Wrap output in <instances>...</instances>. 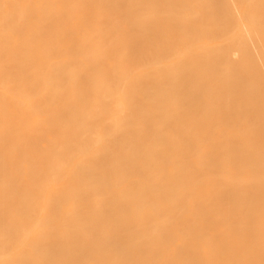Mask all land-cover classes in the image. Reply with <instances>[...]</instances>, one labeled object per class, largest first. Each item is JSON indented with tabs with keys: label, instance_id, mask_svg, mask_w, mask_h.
Masks as SVG:
<instances>
[{
	"label": "bare ground",
	"instance_id": "obj_1",
	"mask_svg": "<svg viewBox=\"0 0 264 264\" xmlns=\"http://www.w3.org/2000/svg\"><path fill=\"white\" fill-rule=\"evenodd\" d=\"M77 1L79 2L76 3ZM77 1L0 0V168L2 170L9 167L13 169L12 174L9 173V171L0 172V264H90V262H93L91 264H116L117 261L120 262V259L121 261L125 259L124 256L127 254L130 255L131 247L129 246L135 244V240L133 239V243L131 244L129 242L132 238L137 236L136 234L140 235V238L143 237V241L138 242L136 240L139 243L135 241L136 244L141 246L145 242L146 247H149L146 248L143 246L144 251H142L141 247L139 254L138 252L134 254V258H137V262L134 260L133 264L141 263L139 262L138 255L143 252L144 254L147 253V251H145L147 249L151 250L152 253V249H157L158 245H160L159 243H162L163 238L166 237L161 236L163 233L160 232V236L162 237H160L161 240L160 238L159 241L156 240L154 238L156 236H153L155 241L154 239H152V241L154 242L149 241V243L147 240V236H149L148 231L151 230L153 233V231H156L158 228H160V230L161 227L164 228L161 225L162 223L158 224V221L162 219H157V222L155 220L157 213H159L157 208L156 210L158 212L152 214V219L150 220L152 223L148 222L150 226L147 225V222H133L132 219L127 216V209L129 210L136 201L137 203H139L138 201L142 202V204L139 203L140 208H143L144 205H149L150 209H154L158 205L156 199L160 196L165 197L168 191L161 187L155 190L150 184L152 189L155 190L154 195L156 197L154 201L152 200L150 202H146L143 196L139 194V192L142 193V190H145V194L149 192L147 190L148 188H145L149 186L147 183V186H142L144 189L141 187L133 191L140 182L139 177L147 172V168L150 170L147 172L146 176H143L146 181H152L150 177H154V174L148 176L152 169L153 172L156 171L159 173L157 170L164 168L162 167L163 165L160 167V163H153V165L149 160L147 162L150 163H141L138 165L140 160L137 161L136 158L137 155L139 156V154H137L139 152L137 146H150V141H143L150 140V137H148L150 134L147 136V133H149L152 128L159 129L158 131L175 130V132H177L179 129L183 130V128H181L182 124L173 121L174 119L171 120L172 118H170L168 123L165 121L171 109L175 108L178 110L182 106L181 104L193 107L201 96L207 94L209 96L216 95L218 98L225 94L221 95V86L218 84L217 86L215 85L217 79L218 81L222 79L220 77L221 74H217L216 77V71L218 70L215 72L211 70L209 74L212 75V78L209 80L204 78L202 81V77L198 75V69L192 67L193 65H187L183 58L179 60L168 58L169 53H171L169 57L173 53H176L170 51L178 46L179 43L177 44L176 42V39L177 41L179 40L178 35L183 32V35L181 34L182 37L187 36L189 39V42H186L188 40L187 38L186 41L183 40L186 43L182 42L185 43L183 46L184 50L190 51L203 48V51L207 50L208 52L209 48H217L216 50H221L220 55L222 53H231V51H239V55L236 52L238 56L244 52V56L246 57L242 58L244 62L239 61L240 64L234 60L236 58L232 57L233 61L230 59L231 57L228 56L230 58L229 62L228 60L226 61V65L230 66V69L228 70V67H226L225 71L228 70L226 75L223 73V69L219 68L222 69L220 71L223 75L229 76L231 80L233 79L230 85L232 87H228L230 89L237 84H234L235 82L233 81L238 82V84L242 82V87H244L247 84L244 81L245 85H243V80H245L248 75H262V73H259V69L264 70V0H236L235 3L233 2V4H235L233 7L237 8L239 5L238 13H242L244 8L247 11L250 9L249 13L245 11L244 14L246 13V16L249 15L247 17L249 19L251 18V20L248 21L246 19L247 17L243 15L245 16L242 17L243 20L245 19L248 21L249 25L246 24V26H244L241 19L235 20L233 24L231 21L232 26L228 21L227 22L231 28L234 27L238 29L236 27H239L240 30L242 29V32L244 31L246 34H249V31H251L253 34L250 37L248 36L249 39H247L246 35V39H244V37H233V39L231 38L229 40H222L221 37L223 36L222 34L226 36L228 32L232 31L229 30L230 26L228 23L225 24V27H223L224 24L221 26L220 23H222V20L214 18L213 14L215 10L212 11L210 9L208 11V8H210L208 6L200 8L203 6V0H200L202 5L199 3V0H191L192 2L188 3V5L185 4L186 6L184 5L185 0H181L184 7L180 5L179 2L180 6H178L181 7L180 9L174 8L177 6V0H138V2L135 0L137 2H134L136 6L132 3L133 0ZM209 1L211 5H214L211 0ZM172 2L176 5L173 6L171 4ZM217 2L219 1L217 0ZM139 3L143 4L140 5ZM198 3L200 6L194 5ZM137 4L139 5L137 6ZM204 4L208 5L209 3L206 4L205 2ZM170 5L173 6L175 10ZM253 5L256 6L255 10H252L253 7H251L252 9L250 8V6ZM150 6L152 8L156 7L159 13L161 10L163 14L165 12L169 13L164 14L165 16L161 14L158 20L154 18V20H152L150 17L151 15L148 16V14L154 12L156 15L157 11L151 10L152 12H149ZM146 9L148 10L147 16L149 17H147V20L150 21L149 23L146 22V27H143L145 24L139 25L137 22L135 23V21H137L135 19L139 18V15H142L140 12L143 13V11H147ZM164 9L166 10L165 12ZM221 9L223 10V8ZM251 10L255 13V18L254 16H250L253 14ZM230 13L233 15V12ZM145 16L146 15H144V18H146ZM217 19L218 21L221 20V22L218 23ZM224 19L228 20L231 19V17H224ZM184 21L187 22L185 23ZM241 26L245 28L243 29ZM223 28L224 30H222ZM225 29L229 31L227 32ZM87 31H89V33H87ZM164 34H167V37L164 36V38H159L160 35L162 36ZM146 38H152L153 41L154 38H156L157 42L154 44L151 40V43H145L144 40H146ZM207 39H210V44H207V42L204 43ZM18 41H22L20 45ZM198 43H204V47L199 45L200 47L198 46L197 48L196 46ZM19 49L21 51H19ZM255 51L263 52V57H261V52L255 54L257 53ZM254 54L258 56L260 54L261 56H259L260 58L257 60ZM183 55H185V53ZM218 55L219 52L217 57ZM196 56L195 59H198ZM213 56L214 55H212V57L211 55L207 56L208 65H212L211 63L213 62L210 63L209 59L214 58ZM221 56H225V54ZM187 57H189V55ZM234 57H236V55ZM190 58H193V56ZM156 59L157 61L152 67H146L148 62L152 60L155 61ZM218 59L220 58L218 57ZM213 60L216 64H222L217 61L216 57L212 59V61ZM194 61L195 60H193L192 63H194ZM212 68L214 67L212 66ZM216 68L217 67H215V69ZM251 79L253 80L252 77ZM195 80L198 83L196 85L197 89L194 88L193 91L187 92L188 89L186 90L184 88L186 93L176 90V88L186 85L189 82L191 83V81L195 82ZM259 80H261L262 84V79H258V82ZM223 83L221 85L225 84ZM249 83L256 84L257 82L249 81ZM194 84L196 83H193V85ZM227 84L225 85L227 86ZM257 84L259 85V83ZM168 86L174 87V91L168 90ZM190 86L193 88L195 85ZM222 87L226 88L225 86ZM261 89L264 90V88ZM247 93L239 92L238 95H236L238 100L235 101L234 104L226 105L227 109H230L228 113L232 115V121H236L235 115L237 109L238 111L239 109L242 110V107L245 105L244 103L248 100L249 96ZM213 96L212 99L210 98L211 100L216 97ZM229 97L230 95H225V98L229 99ZM218 100L219 99L216 101ZM224 101L227 102L226 100ZM68 102L69 104H67ZM202 102L203 101L200 103ZM211 104L210 102L209 105ZM211 106L213 107V105ZM180 111L181 110H178L177 116L182 112ZM20 112L25 113H23V116L22 113L18 115ZM43 113L49 114L47 115L49 118L47 117L48 119L46 118V121L39 120V118L38 120L34 119L33 123L30 122L34 116L37 117ZM263 113L261 114L263 115ZM261 117L262 116L259 118ZM163 118H165V120ZM177 118H179V116ZM177 118H175V120ZM142 119H145V121L142 122L143 124L146 122V126L144 124L145 129L141 126L142 124H138ZM150 120H153L152 124H150ZM136 124H138L136 130L142 131V133L139 134L142 136L134 140L136 131L132 133L133 135L131 132ZM227 124V126L231 127L230 122ZM254 124L255 123L244 129L245 134L250 135L251 133H255L257 132L256 128H259L260 133H257L259 140L263 142L264 146V122L260 125ZM215 129H217V127ZM158 131L152 132V138ZM183 131L185 132V130ZM179 132L176 134L178 135ZM158 134L159 138H156L158 136H154V139L156 138L155 140L151 138L152 140L150 143L152 148L150 149H152V152L156 155L153 154L157 161L167 164L169 154L168 150H165L167 147L164 140V138L166 139L167 137L163 136L164 138H162L161 132H158ZM139 135L137 134L135 136ZM145 136H147V140L144 139ZM178 136H180V134ZM187 138H185V141L188 140ZM205 138H207L206 135L201 140H205ZM172 139L173 138H171V140ZM250 140L249 137L245 136V141L239 146L240 151H238V155L228 156V158H226V160H230L229 162L231 165L238 166V171L230 173V176L236 174L231 178H224L226 181L222 183L223 185L219 186V188L221 191L222 189L228 188L230 190L232 188L236 191L238 196H245V198L252 196V202L248 203V199H246L247 203L244 202L243 205L240 202L242 207L237 208V210L240 209L239 211L233 212V208L229 211H223L227 216L224 217L225 219L221 220H217L218 218L216 219L213 216L207 217V215L202 214L203 212L198 215V219L195 217L191 220V217L186 215L175 218L173 216V219L170 221L167 219L173 226L172 230H179V232L182 231V229L185 230L188 222L192 221L191 226L195 225L198 231H202L203 236L207 234L211 238L209 241L210 245L213 244L211 255H214L218 259L229 258L230 260L238 254L237 251H239L242 245L245 247L254 241L262 242L261 248H264V152H262L263 149L261 147L263 146L261 143L259 146H256L255 149L250 150L248 148ZM129 141L133 142L134 147L129 148L132 146V143L130 144ZM237 141L238 140H232V143L230 145L228 144L229 146H227L225 150L230 151L232 149L237 151ZM19 142H21V145L16 149L15 145ZM227 142H231V139ZM126 143L130 145H126ZM250 145L252 146V144ZM133 148H135L137 152L136 150L134 151ZM199 148H201V146ZM199 148L198 150L200 151ZM221 149L223 151V148ZM129 151L131 160H129L130 156H127ZM178 152L180 151L178 150ZM89 153V157H84L86 158L84 159L83 155ZM139 153H141V151ZM149 153L152 154L151 151H149ZM4 154H7V156L9 155L7 160L3 159ZM205 154L206 153H204V156ZM79 156H82V158L79 159ZM133 156L135 157L134 159L132 158ZM224 156H227V154ZM144 157L143 159L145 160ZM111 158L116 159L115 164H109V166L104 169L99 166L101 163ZM256 158L260 159V163L254 162ZM185 162H183V165ZM211 163H213L212 160ZM131 165L136 169V171L133 170L129 172L133 174L132 176L130 175L131 181H121V179H126L128 177V172H126L127 175L124 173ZM135 165H137L138 168H136ZM193 165H189L192 171L197 167H190ZM202 169L204 171L213 172L215 168L212 171L209 169L205 170L206 168ZM202 169L199 168V170ZM246 170H248L247 173L242 174ZM179 172L181 171L177 169V171L169 173L175 180L180 174ZM182 173L184 176V172ZM18 174L19 176H17ZM237 175H239V177ZM122 176L126 177L123 178ZM200 177H202V175ZM161 178L164 177L160 176V181ZM198 179L200 178L198 177ZM193 180L195 182L197 179ZM176 181L179 182L180 179ZM84 182L86 186L82 188L84 187L83 185H85ZM71 184L73 185L70 186ZM78 185H82V187L80 188ZM153 185L158 186L160 184L157 185L154 183ZM121 187H130V190L129 192L126 190L127 192L123 195H121L122 192H119V194L115 196L114 194H117V191ZM151 187L149 186V188ZM74 188H76V191L73 190ZM71 189L74 191H72L73 193L69 191ZM152 189L150 191H152ZM90 190L93 192L91 195L89 192ZM138 190L139 192L137 193L139 196L135 193ZM220 190L217 189L219 192ZM84 192L88 193L82 197V193ZM110 192L114 194L112 196H107ZM144 193L142 194L145 196ZM12 197H15V199L12 200ZM69 198H73L72 200L76 205L72 210L70 208L65 209V205L68 204ZM174 198L176 199L175 196ZM96 203H98L99 206L96 207ZM183 203L181 202V204ZM100 204L101 207L103 206L102 208H100ZM139 204H135V208H139ZM195 204L196 203H194V205ZM185 205H187V202ZM91 206H95L96 209L101 210L99 213L105 215L103 223L100 224L102 218L96 220L98 223H96V225L94 221H90L94 219L91 217V214L94 213L92 210H95V207L88 210ZM200 206L201 205L198 204V209H202L199 208ZM183 207L185 206H182V209ZM61 210L66 211V214L64 213L65 218L62 216L64 219L58 218ZM134 210L135 209H133V212ZM95 211L98 212V210ZM170 211L172 212L171 209ZM242 211H245V214L243 218H240V213H242ZM96 212L95 214H99ZM197 212L199 213V211ZM162 213V218L166 217L163 216L164 214ZM122 216L124 217L122 218L123 223L121 224L123 226L120 227V223L118 224V222ZM193 216L195 215H192V217ZM168 217L169 219L171 218L170 215ZM142 219L146 220L144 217H142ZM164 219L163 223H168V221ZM187 220L189 221L186 223ZM91 222H94L92 226ZM63 227H67V229H62ZM70 227L73 229L68 231ZM238 227L243 229V232H239V234L242 235L230 240L231 237H228V232H232L236 228L239 230ZM60 229L62 230L60 231ZM81 232H83L86 238ZM203 232H206V234ZM100 233H103V235ZM221 233H225V238L222 242L220 240L219 243H223L224 245H217L214 243V239H216V235L218 234L221 236ZM156 234L158 233L155 232V235ZM172 234L170 236H173ZM199 235L197 236L195 234L193 237L197 236L199 238ZM100 237L101 239L103 238L102 243L104 247L99 242L101 240ZM77 238L81 239L78 240ZM149 238L151 239L152 237ZM168 238L170 239V237ZM104 239L110 242L107 244V242L103 241ZM135 239H137V237ZM188 239L190 238L188 237ZM200 239L202 238L200 237ZM81 240L83 242L79 247L78 241L80 243ZM141 240L142 239H139V241ZM125 242H128L130 245H125ZM164 242L166 241L164 240L163 243ZM105 244H107V246ZM150 244L155 248H152ZM122 245L123 248L121 247ZM55 246L58 248L56 247L57 252L52 251L54 255L56 252V257H54L56 259L53 261L54 258L49 251L54 250L53 247ZM126 246L128 249L130 248L129 252ZM65 247L71 249V253H78H74L76 256L74 260V255L71 254V258L64 249ZM124 248L127 253H125L124 250L122 251ZM116 252L122 255L121 257H119L120 255L117 256L119 260L115 256ZM109 253H111V256H114L117 261L114 257V262L109 259L112 258L107 257ZM118 253L116 255H118ZM148 253L150 252L148 251ZM148 256H146V260L149 258ZM244 256L246 259V255ZM68 257H70L72 261H70ZM238 258L240 259L239 256ZM235 261L237 260H234L233 264ZM119 262L117 264H119ZM143 263L144 259L141 264ZM245 264L248 263L245 262ZM249 264H264V260L259 261L255 259Z\"/></svg>",
	"mask_w": 264,
	"mask_h": 264
},
{
	"label": "rangeland",
	"instance_id": "obj_2",
	"mask_svg": "<svg viewBox=\"0 0 264 264\" xmlns=\"http://www.w3.org/2000/svg\"><path fill=\"white\" fill-rule=\"evenodd\" d=\"M77 1V0H76ZM141 1V0H140ZM176 1V0H175ZM182 1H184V0H182ZM181 0H177V2H176V4H177V6L176 7H174V8H177V9H180L181 7H179L180 5H182L183 3H181L182 2ZM200 1V0H199ZM202 1V0H201ZM201 1L199 2L201 5H202V3H201ZM219 2H217V0H211V2L215 5H211V3H210V1L209 0H203V6L202 7H200V8H204V6L206 7V6H208V7H210V8H208V11L211 9L212 11H214L215 13L213 14L214 15V18H218V19H221L222 20V23H220L221 22V20L220 21H218V19H217V22L218 23H220L221 24V26H223V24H224V26L223 27H225L226 25V23H230V25L232 26V24H233V22H235V20H240L241 19V21L244 23V26H246V24L247 25H249V23H248V21L249 20H251V18L249 19L247 16H249V15H245L244 14V12L245 11H247V10H245V8L243 9L244 11L242 12V13H238V8H239V5H238V7L237 8H235V7H233V5H235V4H233V2L235 3L236 2V0H218ZM79 1H77L76 3H78ZM137 3L138 2V0H137V2L135 1V0H133L132 1V3ZM143 2V1H142ZM179 2H180V5H179ZM186 2V3H185ZM192 1L190 0V2H189V0H185L184 1V5L186 4V5H188V3H191ZM206 2V4H210V6H209V4L208 5H205L204 3ZM222 2V3H221ZM134 3V5L136 6V4ZM145 3V2H144ZM199 3L198 4H194V5H199ZM131 4V3H130ZM140 4V3H139ZM139 4H137V6L139 5ZM141 4H143V3H141ZM140 4V5H141ZM173 6H175L176 4H173V2L171 3ZM225 4V5H224ZM240 4V3H239ZM134 5H131V6H134ZM179 5V6H178ZM184 5H182L183 7H184ZM185 5V6H186ZM190 5V4H189ZM220 5V6H219ZM221 5H223V6H221ZM154 6V5H153ZM171 6V5H170ZM173 6H171L172 8H173ZM200 6V5H199ZM227 6V7H226ZM159 7V6H158ZM212 7H214V8H212ZM251 7H253V9L251 8ZM152 7L150 6V10H149V8H148V10H149V12L151 11V10H156L157 11V8L156 7H153L152 9H151ZM173 8V9H174ZM216 8H218V9H216ZM221 8H223V10L221 9ZM232 8V9H231ZM233 8H234V10H233ZM248 8H249V5H248ZM250 8L252 9V10H255L256 9V6L255 5H253V6H250ZM160 9V8H159ZM224 9H225V11H224ZM235 9H236V11H235ZM145 10V9H144ZM147 10V9H146ZM148 10L147 11H143V13L142 12H140L142 15L140 16L139 15V18H137V19H135V20H137V21H135V23L137 22L139 25L140 24H145V25H143V27H146V22H148L149 23V21L150 20H147L149 17L148 16H150L151 18H152V20H158L160 17H161V14L162 15H164V14H168L167 12H165L166 10H167V8H166V10L164 9V14L162 13V10H161V12L159 13L158 11H157V13H159V14H157L156 13V15L154 14V12L151 14H148V16H147V13H148ZM175 10V9H174ZM219 10H222V11H219ZM249 11H247L248 13L250 12V9H248ZM251 10V12H253ZM227 11H228V14H227ZM235 11V12H234ZM152 12V11H151ZM220 13V14H218V13ZM223 12H224V14H223ZM230 12H233V15L230 13ZM218 14V15H217ZM234 14H236V15H234ZM242 14V15H241ZM251 14V13H250ZM144 15H146L145 17L146 18H144ZM231 15V16H230ZM243 15H245L247 18V20L248 21H246L245 19L243 20V18L242 17H245V16H243ZM156 16H158V17H156ZM160 16V17H159ZM165 16V15H164ZM163 16V17H164ZM166 16H169V15H166ZM218 16V17H217ZM227 17V18H230L231 17V19H224V17ZM233 16V17H232ZM250 16H254V18H255V13L253 12V14L252 15H250ZM143 17V18H142ZM148 17V18H147ZM235 17V18H234ZM241 17V18H240ZM154 18V19H153ZM179 21H183V20H179ZM225 23H224V22ZM228 21V22H227ZM231 21H232V24H231ZM153 22H155V21H153ZM185 22V21H184ZM183 22V23H184ZM187 22V21H186ZM185 22V23H186ZM134 23V24H135ZM229 23H228V25H229ZM138 24H137V26H138ZM62 25V24H61ZM136 25V24H135ZM141 25V26H142ZM228 25H227V28H228ZM229 25V26H230ZM231 26H230V29L229 30H232L231 32H228L229 30H227V29H225V31H227L228 33H227V35L226 36H224L225 34H222L223 36L221 37V39L222 40H229V39H233V37H244V39H246L245 37H246V35H247V39H249V37L250 36H252V32L251 31H249V34L247 33H245L244 31V33L242 32V29L240 30L239 29V27H236V28H238V29H235L234 27L233 28H231ZM139 27V26H138ZM242 27V26H241ZM240 27V28H241ZM243 29L245 28V27H242ZM234 29V30H233ZM222 30H224V28L222 29ZM224 31V32H225ZM241 31V32H240ZM251 32V33H250ZM87 33H89V31H87ZM183 33V32H182ZM182 33H180V35L182 34ZM223 33V32H222ZM169 34V33H168ZM251 34V35H250ZM180 35H178L179 36V40L177 41V39H176V42H177V44H178V46L176 47V48H174L173 50H171L170 52H172V51H174V52H176V53H173L170 57H169V55L171 54V53H169L168 54V58H170V59H172V60H179V59H181V58H183L185 61L184 62H186L187 63V65H189V66H192V67H196L197 69H198V75H199V77H202V81L204 80V78H206L207 80H209V79H211L212 77V75L211 74H209V72H211V70H212V72H215L216 70H218V71H216L217 73H216V77H217V74H221V78L222 79H219V81H218V79H217V82L215 83V85L217 86V84L219 85V86H221V88H219V89H221V91H222V93H221V91H220V94L222 95V94H224V95H222V97L221 96H219L220 98H218L216 95H214V96H216V97H214L213 95V100H211L212 99V96L210 97L208 94L207 95H205V96H201V98H202V100H201V98H199L198 99V101L197 102H195V105L193 106V107H188V106H185V104H181L182 106L180 107V109H178V110H181L180 112V114L178 115L179 116V118H177L178 116H177V113H178V110H176L175 108L174 109H171L168 113H170L169 115H167L168 117H169V119H168V117L166 118V120H165V118H163L167 123L169 122V120H170V118H172L171 120H173V121H176V122H179V123H181L182 124V127L181 128H183V130H185V132L181 129H179V130H177V132H179V134H180V136H178L176 133L177 132H175V130H169V131H158L159 129H155V128H152V129H155V130H150L149 131V133H147V136L150 134V136H148V137H150L149 139L150 140H148V141H143V142H151V140L153 139V140H155L156 138H159V134H158V132L160 133L161 132V134H162V138H164V137H167L166 139L164 138V140H165V143H166V147L167 148H165V150H168V154H169V157H168V161H167V164L165 163V164H163V162H159V161H157L155 158L156 157H154V153L152 152V149H150V148H152V145H151V143L149 142V147H144V145L143 146H137V148H139L138 150H139V152L141 151V153H143L144 151H146V152H144L143 154H141V153H137V154H139V156L137 155H135L136 153L134 152L136 149L135 148H133L134 149V151H132V152H134L133 154L136 156V158H137V161L138 160H140L139 162H138V165H140L141 163L143 164V163H145V164H147V163H154V164H158V163H160L161 165H160V167L162 166V167H164V168H162V169H160V170H157V171H159V173L158 172H156V171H154L153 172V169L150 171V173L148 174V176L149 175H153L154 174V177H150V178H152V181H146V179H145V177L143 178V176L145 175H147V172H149V170L150 169H148L147 168V172H145L144 174H142L141 176H142V178H141V176L139 177V179H140V182H139V184H138V186H137V188H135L133 191H135L136 189H138V188H141L143 185L144 186H147V184L151 187V185H152V187L153 188H155V190H156V188H162V189H166V191H168V194L164 197V196H160V197H158L157 199H156V197H155V190L154 189H152V187L151 188H149V186L148 187H145V188H148L147 190L149 191L147 194H145L144 192H145V190L143 191H141L142 193H144L145 194V196L142 194V193H140L139 192V190H141V189H139L138 191H136L135 193H137V192H139V194H141L142 196H143V199H145V201L146 202H150V201H154L155 199L158 201V205H157V207H155L154 209H150V207H149V205H144V207L143 208H140V204H142V202L141 201H138L139 203H137V201L135 202V204H139V208H135V204H132V207H130L129 208V210L127 209V216H129L131 219H132V221L133 222H136V221H140V222H147V225H149L150 226V224H148V222H150V223H152L150 220L152 219V214H156L158 211H159V213L162 211V212H165V213H162V214H164L163 216H166V217H163L162 218V215H161V213L159 214V213H157V216H156V222L158 221V220H160V219H162V220H160V221H158V224L160 223H162L161 225L164 227V228H162L161 227V230H160V228H158V229H156V231H153V233L151 232V230L150 231H148V234H149V236H147V240H148V242L150 241H152V239H156V240H158L159 241V238L161 237V236H166L165 238H163V240H162V243L160 242L159 244L160 245H158V243H157V245H158V247H157V249L154 247V246H152L151 244H153V243H151L150 244V246H152V248H155L154 250L152 249V248H150V249H152V253H151V250H145V251H147V253H145L144 254V252L143 253H140V255H138L139 254V250H141L140 248L142 247V251H144V247L143 246H145L146 247V245H145V242L140 246V245H138L139 243L138 242H142L143 241V237L142 238H140L139 236L140 235H138V234H136L137 236V239H135V238H132L131 239V241L129 242L130 244L131 243H133V239L138 243V244H136V242L134 241V243L136 244V246H135V244H132L131 246H129V247H131V251H130V255H126V256H124V258L125 259H122V261H121V259H120V262H121V264H133V261L135 260V262H137L136 261V257L134 258V254L135 253H137L138 252V254H136V255H138V259H139V262H143V259H144V263L143 264H218V263H220V264H233V262H234V260H237V261H235V263L234 264H245V262L246 263H250V262H252L253 260H259V261H263L264 260V252H263V250H264V248H261L262 247V242H256V241H254V242H250L249 244L250 245H246L245 247H244V245H242L241 246V248L239 249V251H237V255L234 257V258H232V259H230L229 260V258H223V259H218L217 257H215L214 255H211L212 253H211V251H212V245H210V240H211V238L206 234V232L204 233V234H206V235H202V231H198V229H197V227L195 226V225H193V226H191V222L192 221H190V222H188L189 220H187L186 221V223L188 222V224L186 225V229L184 230V229H182V231H180L179 232V230H172L173 229V226L171 225V223L169 222L171 219H173V216H174V218L175 217H178V216H182V215H186V216H188V217H191V220H192V218H195V217H197V219H198V215L199 214H201L202 212V214H204V215H207V217H215L217 220H221V219H225L224 217H226L227 215L225 214V213H223V211H229V210H231L232 208H233V212L234 211H239V210H237V208H241L242 207V205H243V203L245 202V203H247L246 202V199H248L247 201H248V203H250V202H252L253 201V197L252 196H249V197H247V198H245V196H238V194L236 193V191L234 190V189H222V191L220 190V188H219V186H221V185H223L222 183H224L225 181H226V179L227 178H231L232 176H234V175H236V174H234V175H232V176H230V173H233L234 171L236 172V171H238V166H234V165H231V163L229 162L230 160H226V158H228V156L230 157V156H236V155H238V151H240V145L245 141V136H247V137H249L251 140H250V142H249V145H248V148L251 150H253V149H255L256 148V146H259V144L261 143L262 144V146H263V142H261L260 140H259V136H258V133H260V129L259 128H256V131L258 132H255V133H251L250 135H247V134H245V131H244V129L246 128V127H248L249 125H253V123H255L254 125H256V124H262V122H264V90L263 89H261V88H264V70H260L259 69V73H262V75H260V74H254V75H251V76H249L248 75V77L245 79V80H243V85H245V83L247 84V85H245L244 87H242V82H239V84H238V82H236V81H233V82H235L234 84H236V85H234L233 84V82H232V84L234 85L233 86V88L232 89H230V88H228L230 85H231V81L233 80H231V78H229V76L227 77V76H225L226 75V73H227V71L230 69V66H227L226 64H227V60H228V62H229V58L230 59H232V57L233 58H236L237 59V57H238V61L236 60V59H234L237 63H239L240 64V62L239 61H241V62H244V61H242V58L243 57H246V56H244L245 54H244V52L242 53V52H240V53H242V54H240V56H238L239 54V51H231V53L230 52H228V53H222V54H225V56H221L220 55V53H221V50H216L217 48H214V49H211V48H209L208 49V52H207V50H205V51H203V48H198V46L200 45H202L201 47H204V43H206L207 42V44H210V39H207L203 44H201V43H198L197 44V48L198 49H195V50H190V51H188V50H184L183 49V46H184V44L186 43V42H189V39L187 38V36H183L182 37V35L180 36ZM185 35V34H184ZM161 36V35H160ZM159 36V38H164V36L165 37H167V34H164V35H162L161 37ZM177 36V37H178ZM249 36V37H248ZM188 40H187V39ZM149 40V41H148ZM153 41V39L152 38H146V40H144V42L145 43H151L152 41ZM180 40H181V42H180ZM183 40H187L186 42L185 41H183ZM147 41V42H146ZM18 42H20V43H18L19 45L21 44V42L22 41H18ZM138 42H140V41H138ZM157 42V39L156 38H154V41H153V43L155 44ZM182 42H185V43H182ZM152 43V44H153ZM180 43H181V45H180ZM136 44H138V43H136ZM199 46V47H200ZM179 49H180V51H179ZM182 49V50H181ZM212 51H211V50ZM215 52H214V51ZM19 51H21L20 49H19ZM202 51V52H201ZM188 52H190V53H188ZM201 52V53H200ZM212 52H213V54H212ZM218 52H219V55H218V57L220 58V59H218V57H217V54H218ZM236 52H237V54H236ZM255 52H257V51H255ZM261 52V51H260ZM260 52H257V53H255V54H258V53H260ZM185 53V55H183ZM211 53V54H210ZM262 53L263 52H261V55H262ZM194 54V55H193ZM227 54V55H226ZM232 54H234V55H232ZM254 54V55H255ZM264 54V53H263ZM179 55V56H178ZM189 55V57H187ZM197 55V56H196ZM208 55H211V57H212V55H214L213 57L214 58H211V59H209V61H210V63L211 62H213V63H211L212 65H208V60H207V56ZM236 55V57H234ZM260 54H259V56H261ZM193 56V58H190V57H192ZM195 56L196 57H198V59L196 58L195 59ZM204 56V57H203ZM227 56V57H226ZM228 56H230V57H228ZM256 57V59L258 60L260 57L258 56V55H255ZM257 56H258V58H257ZM173 57H175V58H173ZM186 57H187V59H186ZM210 57V56H209ZM215 57L217 58V61L218 62H221L222 64H216V62L214 63V60L212 61V59H215ZM222 57V58H221ZM261 57H263V55L261 56ZM205 58V59H204ZM195 60L194 61V63H192L193 62V60ZM262 59V58H261ZM198 60H199V62H198ZM223 60V61H222ZM233 60V59H232ZM233 60V61H234ZM153 61V60H152ZM152 61L151 62H148L147 64H146V67L147 68H150V67H152L155 63H156V61H157V59L155 60V61H153V63H152ZM191 61V62H190ZM217 62V63H218ZM225 62V63H224ZM185 63V64H186ZM192 63V64H191ZM197 65V66H196ZM205 65V66H204ZM211 66V67H210ZM212 66L214 67V68H212ZM204 67V68H203ZM205 67H207V68H205ZM215 67H217L216 69H215ZM225 69H224V68ZM226 67H228L227 69V71H225L226 70ZM203 68V69H202ZM219 68H222L223 69V73H225V75H223V73L220 71V70H222V69H219ZM215 69V70H214ZM208 70H210V71H208ZM207 72V73H206ZM218 72H220V73H218ZM204 74H205V76H204ZM207 74V75H206ZM261 76V77H259V76ZM208 76V77H207ZM210 76V77H209ZM224 76V77H223ZM256 76V77H255ZM216 77H215V79H216ZM227 77V78H226ZM251 77L253 78V80L251 79ZM219 78V77H218ZM225 78V79H224ZM229 78V79H228ZM257 78V79H256ZM224 79V80H223ZM258 79H262V84H261V80H259V82H258ZM216 81V80H215ZM225 83V84H227V83H229V84H227V86L223 83V82ZM225 81H227V82H225ZM241 81V80H240ZM244 81H245V83H244ZM249 81L250 82H254L255 81V83L257 82V83H259V85L256 83V84H251V83H249ZM193 83H196V84H194L193 85ZM220 83V84H219ZM224 84V85H221V84ZM249 83V84H248ZM198 83L196 82V80H195V82H193V81H191V83L189 82V83H187L186 85H182V86H180V87H178V88H176V90L177 91H179V92H182V93H186V91H184L185 89L187 90V92H190V91H193L194 90V88L195 89H197L196 88V85H197ZM190 85H192V86H194L193 88L190 86ZM251 85H253V86H251ZM199 86V85H198ZM197 86V87H198ZM222 86H225L226 88H228V89H226V88H224V87H222ZM247 86H248V89H247ZM255 86V87H254ZM187 87V88H186ZM230 87H232V86H230ZM249 87H251V88H253L254 89V91H253V89H251V88H249ZM168 88V90H171V91H174L173 89H174V87H172V86H168L167 87ZM181 88H182V90H181ZM185 88V89H184ZM191 90H190V89ZM239 89V90H238ZM258 91H257V90ZM227 92H226V91ZM236 90V91H235ZM248 91V93H247V91ZM260 90V91H259ZM234 94H233V93ZM239 92H245V93H247L248 94V100L246 101V103H244L245 105L243 106V107H245V108H243L242 107V110L241 109H239V111H238V109H237V112H236V115H235V117H236V121H232V115H230V113H228V111L230 110V109H227V106L226 105H231V104H234V102L235 101H237L238 100V97H236V95H238V93ZM232 93V94H231ZM252 93V94H251ZM226 94H228V95H230V97H229V99L228 98H225V95ZM235 95V96H234ZM256 97V98H255ZM211 98V99H210ZM221 98H223L224 100H226L227 102H225L223 99H221ZM217 99H219L218 101H216ZM204 100H205V102H204ZM209 100H211V101H209ZM233 100V101H232ZM201 101H203L202 103H200ZM209 101V102H208ZM254 101V102H253ZM210 102L212 103L211 105H213V107L211 106V105H209L210 104ZM218 103V104H217ZM67 104H69V102L67 103ZM187 105V104H186ZM201 105V106H200ZM247 105V106H246ZM195 106H197V107H195ZM259 106V107H258ZM233 108H234V106H233ZM248 110H247V109ZM261 108V109H260ZM213 109V110H212ZM188 110V111H187ZM173 111V112H172ZM199 111V112H198ZM202 111V112H201ZM207 111H208V113H207ZM248 111V112H247ZM255 111V112H254ZM263 111V112H262ZM227 112V113H226ZM22 113V116H23V113H25V112H20L18 115H20ZM167 113V114H168ZM218 113V114H217ZM226 113V114H225ZM254 113V114H253ZM261 113H263V115L261 114ZM174 114H175V116H174ZM184 114V115H183ZM188 114V115H187ZM25 115V114H24ZM47 115H49V114H47V113H43V114H40L39 116H37V117H33L31 120H33V121H31L30 120V122H34V119L35 120H38L39 118V120H45L46 121V118L48 117L49 118V116H47ZM197 115V116H196ZM202 115V116H201ZM177 116V117H176ZM260 116H262L261 118H259ZM195 117V118H194ZM47 118V119H48ZM175 118H177L176 120H175ZM252 118V119H251ZM254 118V119H253ZM168 119V120H167ZM193 119V120H192ZM197 119V120H196ZM199 119V120H198ZM224 119V120H223ZM250 119V120H249ZM147 120V119H146ZM222 120V121H221ZM250 121V123H249V121ZM141 121V120H140ZM143 121H145V119L143 120L142 119V121L141 122H139L138 124H142L141 126H143V128H144V124L146 123H142ZM152 121L153 120H150V124H152ZM204 121V122H203ZM248 121V122H247ZM186 122V123H185ZM223 122V123H222ZM228 122H230L231 124V127H229V126H227L228 124ZM52 123V122H51ZM183 123H184V125H183ZM138 124H136L135 125V130L133 129L132 130V132H131V134L132 133H135L134 131H136V133H135V135H139V134H141L142 133V131H139V130H136V128L138 127L137 125ZM227 124V125H226ZM149 125V124H148ZM185 125H187V126H185ZM145 126H146V124H145ZM212 126V127H211ZM186 127V128H185ZM201 127V128H200ZM217 127V129H215ZM192 128V129H191ZM145 129V128H144ZM189 129H191L190 131H187V130H189ZM201 129V130H200ZM214 129V130H213ZM243 129V130H242ZM210 130H211V132H210ZM153 131H158L156 134H158V135H156V134H154V136L156 137V136H158V137H156L155 139H154V136H153V138H152V132ZM172 131H174L175 132V134H174V132H172ZM204 131V132H203ZM207 132V134H206V132ZM154 132V133H155ZM163 132V133H162ZM165 132V133H164ZM169 134H167V133ZM188 134H187V133ZM190 132V133H189ZM182 133V134H181ZM194 133V134H193ZM173 134V135H172ZM185 136H184V135ZM193 134V135H192ZM133 135V134H132ZM134 135V140H136V138H138V137H141L140 135L139 136H135ZM186 135H187V137H186ZM191 135V136H190ZM206 135V137L207 138H205V140H201V139H203V137ZM235 135V136H234ZM147 136H145V138L144 139H148L147 138ZM164 136V137H163ZM209 136V137H208ZM160 137H161V135H160ZM180 137V138H179ZM184 139H183V138ZM261 137H262V135H261ZM152 138V139H151ZM171 138H173L172 140H171ZM185 138H187L188 140H186L185 141ZM229 138V139H228ZM231 139V142H227V141H229ZM240 139V140H239ZM163 140V141H164ZM227 140V141H226ZM232 140H238L237 141V143H238V146L236 147L237 148V151H234V150H230V151H226L225 150V148L227 147V146H229L231 143H232ZM171 141V142H170ZM199 141V142H198ZM130 142V141H129ZM153 142V141H152ZM168 142V143H167ZM175 142V143H174ZM216 142V143H215ZM235 142V141H234ZM132 143V146L131 147H129V148H132V147H134V144H133V142H130V144ZM212 143H214V144H212ZM129 143L127 144L126 143V145H130ZM227 144V145H226ZM229 144V145H228ZM250 144H252V146L250 145ZM20 145H21V142H19V143H17L16 145H15V147H16V149H18V147H20ZM183 145V146H182ZM125 146V145H124ZM201 146V148H199ZM125 148H127L126 146H125ZM148 148H149V150H148ZM198 148L200 149V151L198 150ZM221 148H223V151H222V149ZM263 150H262V152H264V146L263 147H261ZM141 149H143V150H141ZM239 149V150H238ZM127 150H128V148H127ZM132 150V149H131ZM178 150L180 151V152H178ZM198 150V151H197ZM236 150V149H235ZM149 151H151V153L152 154H150L149 153ZM197 151V152H196ZM136 152H137V150H136ZM204 153H206L205 154V156H204ZM132 154V153H131ZM150 154V155H149ZM154 154V155H153ZM165 154L167 155V153L165 152ZM177 154V155H176ZM193 154H195V155H193ZM225 154H227V156H224ZM89 155H90V153L89 154H86V155H83V158L84 157H86V158H88L89 157ZM193 155V156H192ZM128 157L130 156V151H129V153H128V155H127ZM145 156V157H144ZM156 156V155H155ZM211 156V157H210ZM3 159H5V160H7L8 159V157H9V155L7 156V154L5 155H3ZM6 157V158H5ZM80 157V158H79ZM78 158L79 159H81L82 158V156H79ZM143 157L145 158V160L143 159ZM188 157V158H187ZM225 157V158H224ZM86 158H84V159H86ZM133 159L135 158L134 156L132 157ZM141 158H142V160H141ZM221 158V159H220ZM259 158V157H258ZM258 158H256V159H254L253 161L254 162H259L260 163V159H261V157H260V159H258ZM112 159V160H111ZM111 159H108V161H105V162H103V163H101L99 166L102 168V169H104V168H106V167H108L109 166V164L110 165H113V164H115L116 162H115V158H111ZM155 159V160H154ZM214 159V160H213ZM218 159V160H217ZM114 160V161H113ZM129 160H131V156H130V158H129ZM150 161V162H147V161ZM155 162H154V161ZM179 160V161H178ZM186 162H185V161ZM206 160H208V161H206ZM211 160L213 161V163H211ZM136 161V162H137ZM175 161V162H174ZM220 161V162H219ZM109 162V163H108ZM183 162H185L184 163V165H183ZM205 162H207V163H205ZM108 163V164H107ZM182 163V164H181ZM220 163V164H219ZM153 164V165H154ZM193 165V166H190V167H192V168H194V166H197V167H195L193 170L195 171V173H194V171H192V169L191 168H189V165ZM205 165V166H204ZM136 166V168H138V166L137 165H135ZM182 166V167H181ZM200 166V167H199ZM153 167V166H152ZM179 167H180V169H179ZM200 169H202V168H206L205 170H213L214 168V170L216 171V173H215V171L213 170V172H210V171H204L203 169L202 170H199V168ZM132 168V169H131ZM182 168V169H181ZM198 168V169H197ZM7 169V170H6ZM6 169H1L0 168V172H4V171H9V173H13V169L11 168V167H9V168H6ZM128 169H129V171H128ZM126 171H125V175H127V173L126 172H128V177L126 178V179H121V181L122 180H124V181H131V176L133 175V174H130L129 172H131V171H136V169H134V167H133V165H131V166H129V168H128ZM177 169H178V171H181V172H179L180 174L182 173V172H184V176H183V173L180 175H178V177L174 180V178H173V176L172 175H170V173L169 172H175V171H177ZM184 169V170H183ZM234 169V170H233ZM188 172H187V171ZM199 170V171H198ZM202 171V172H201ZM247 171L248 170H246V171H244L242 174H246L247 173ZM187 173V174H186ZM22 174V173H21ZM156 174H157V176H156ZM202 175V177H200L201 175ZM131 175V176H130ZM193 175V176H192ZM200 175V176H199ZM204 175V176H203ZM17 176H19V174L17 175ZM160 176H163L164 178H161V181H160ZM187 176V177H186ZM238 177H239V175H237ZM104 177V176H103ZM123 178L124 177H126V176H122ZM198 177L200 178V179H198ZM221 177V178H220ZM223 177V178H222ZM237 177V178H238ZM150 178H149V180H150ZM224 178H226V179H224ZM236 178V179H237ZM178 179H180V181L179 182H177L176 180H178ZM187 179V180H186ZM193 179H197L198 180V182H197V180H195V182H194V180ZM221 179V180H220ZM235 179V180H236ZM148 180V179H147ZM169 180V181H168ZM143 182V183H142ZM159 182V183H158ZM197 182V183H196ZM122 183V182H121ZM147 183V184H146ZM160 184V185H158V186H154L153 184ZM163 183H164V185H163ZM73 184H75V183H73ZM73 184H71L70 186H72ZM82 184H83V182H82ZM84 184H85V182H84ZM151 184V185H150ZM216 184V185H215ZM262 185V184H261ZM84 187H82V185H78V187H82V188H85V186H86V184L85 185H83ZM74 187H76V186H74ZM258 187V186H257ZM263 187V186H262ZM72 188V187H71ZM80 188H77V189H80ZM126 188V189H125ZM142 189H144V187H142ZM152 189V191H150ZM217 189H219L220 190V192L219 191H217ZM74 191H76V188H74L73 189ZM72 189L71 190H69V191H73ZM84 190V189H83ZM126 190H128V192H129V190H130V187H121L118 191H117V194H114V193H109V194H107V196H112L113 194L115 195V196H117L118 194H119V192H122L121 193V195H123V194H125L127 191ZM225 190V191H224ZM73 191V192H74ZM124 191V192H123ZM217 191V192H216ZM68 192V191H67ZM72 192V193H73ZM77 192H78V190H77ZM90 192V195L91 194H93V192H92V190H90L89 191ZM112 192H114V191H112ZM147 192V191H146ZM186 192V193H185ZM86 193H88V192H86ZM85 192L84 193H82V197H84V195L86 194ZM116 193V192H115ZM134 193V194H135ZM171 193V194H170ZM189 193H191V194H189ZM212 193V194H211ZM68 194L70 195V193L68 192ZM80 194H81V192H80ZM133 194V193H132ZM139 194L137 193V195L139 196ZM176 194V195H175ZM209 194H211V195H209ZM77 195H79V194H77ZM190 195V196H189ZM72 196V195H71ZM70 196V197H71ZM137 196V197H138ZM170 196H171V198H170ZM173 196V197H172ZM174 196L176 197V199L174 198ZM205 196V197H204ZM223 196V197H222ZM16 197V196H15ZM15 197H12V200H14L15 199ZM79 197V196H78ZM80 197H81V195H80ZM178 197V198H177ZM189 197V198H188ZM214 197V198H213ZM238 197V198H237ZM174 198V199H173ZM205 198V199H204ZM73 198H69V201H68V204H66L65 205V209H74L75 208V203H74V201L72 200ZM180 199V200H179ZM214 199V200H213ZM11 200V199H10ZM11 200V201H12ZM138 200V199H137ZM139 200H140V198H139ZM175 201V202H174ZM197 201V202H196ZM238 201V202H237ZM10 202V201H9ZM8 202V203H9ZM180 202V203H179ZM181 202L184 204H181ZM187 202V205H185V203ZM240 202L242 203V205H240ZM99 203V202H98ZM98 203H96V207L97 206H99V204ZM155 203V202H154ZM194 203H196L195 205H194ZM238 203V204H237ZM94 204V203H93ZM98 204V205H97ZM101 204H102V202H101ZM101 204H100V208H102L101 207ZM198 204H200L201 206L199 207V208H202V209H198ZM215 204V205H214ZM103 205V204H102ZM235 205V206H234ZM181 206V207H180ZM182 206H185V207H183V209H182ZM197 206V207H196ZM237 206V207H236ZM92 207H95V206H91V207H89L88 208V210L90 209V208H92ZM96 207H95V210H98V212H96L94 209L92 210L94 213H92L91 215V217L92 218H94V219H92V220H90V221H94L93 223L96 225V223H97V221L96 220H100V218H102L101 219V222H100V224L101 223H103L104 222V220L103 219H105V215L102 213H99L101 210H99V209H96ZM195 207V208H194ZM234 207H235V209H234ZM158 208V209H157ZM180 208V209H179ZM230 208V209H229ZM133 209H135L134 210V212H133ZM137 209V210H136ZM158 211H157V210ZM165 209H166V211H165ZM170 209L172 210V212L170 211ZM164 210V211H163ZM168 210V211H167ZM91 211V212H92ZM132 211V212H131ZM147 211V212H146ZM179 211V212H178ZM192 211H193V213H192ZM197 211H199V213L197 212ZM95 212L96 213H99V214H95ZM191 212V213H190ZM195 212V213H194ZM62 213H63V215H62ZM64 213L66 214V211L65 210H61L60 212H59V215H58V218L60 217V218H62V219H64L65 218V215H64ZM132 213V214H131ZM146 213H147V215H146ZM151 214V215H149V214ZM242 213H243V215H242ZM242 213H240L241 214V217L240 218H243V216H244V214H245V211L243 212L242 211ZM94 214V215H93ZM144 214H145V216H144ZM179 214H181V215H179ZM238 214V213H237ZM97 215V216H96ZM133 215H135V216H133ZM143 215V216H142ZM158 215H160V216H158ZM170 215V219H169V216ZM192 215H195V216H193L192 217ZM209 215V216H208ZM64 218H63V217ZM98 217V218H97ZM138 217V218H137ZM142 217H144L146 220H144V219H142ZM66 218H67V216H66ZM122 218H124L123 216L119 219V217H118V219H119V222H118V224L120 223V227H122L123 225H121L122 223H123V221H122ZM165 218V219H164ZM239 218V219H240ZM158 219V220H157ZM163 219L166 221L167 219L169 220H167L168 221V223L167 222H165V223H163ZM121 220V221H120ZM147 220H149V221H147ZM195 221V220H194ZM131 222V221H130ZM92 222H91V226H92V224H93ZM106 223V222H105ZM98 224V223H97ZM164 224V225H163ZM166 224V225H165ZM169 224V225H168ZM70 225V224H69ZM71 225H72V223H71ZM147 225H145V226H147ZM67 229V227H63L62 229ZM239 228V230L237 229H235L234 231H232V232H228V237L230 238V240L232 239V238H234V237H240L242 234H239V232L241 233V231L243 232V229H240V227H238ZM62 229H60V231L62 230ZM71 229H73V228H69L68 229V231L69 230H71ZM167 229V230H166ZM197 229V230H196ZM238 231V232H237ZM103 232V231H102ZM155 232L156 233H158V234H156L155 235ZM163 233V235H161L160 236V234L161 233ZM82 233V235H83V232H81ZM104 233V232H103ZM103 233H100V234H102L103 235ZM150 233H151V235H150ZM173 233V234H172ZM199 233H200V235H199ZM147 234V235H148ZM153 234V235H152ZM173 235V236H170V235ZM192 234H194V235H192ZM195 234L198 236L199 235V238L197 237V239H196V237H193V236H195ZM222 235L220 236V234H218V235H216V239H214V243L215 244H217V245H219V244H221V243H219L220 242V240H221V242H222V240L225 238L224 237V234L223 233H221ZM101 235V236H102ZM76 236V235H75ZM80 236H81V234H80ZM84 236V235H83ZM105 236V235H104ZM153 236H156V237H154L153 238ZM176 236V237H175ZM85 237V236H84ZM138 237H139V239H142L141 241H139V239H138ZM149 237H152L151 239L149 238ZM158 237V238H157ZM168 237H170V239L168 238ZM188 237L190 238V239H188ZM200 237L202 238V239H200ZM206 237V238H205ZM86 238V237H85ZM162 238V237H161ZM161 238H160V240H161ZM172 238V239H171ZM205 238V239H204ZM78 239V238H77ZM81 239V238H80ZM80 239H78V240H80ZM83 239V238H82ZM100 239H101V237H100ZM103 239V238H102ZM102 239L99 241L101 244H102V246L104 247V245H103V243H102ZM109 239V238H108ZM107 239V240H108ZM111 239V238H110ZM155 239H154V241H155ZM85 240V239H84ZM166 241V242H164L163 243V241ZM168 240V241H167ZM103 241H105V239L103 240ZM145 241V240H144ZM154 241H152V242H154ZM158 241H156V242H158ZM205 241V242H204ZM83 241L81 240L80 241V243H79V241H78V246L80 247V244L82 243ZM105 242H107V241H105ZM104 242V243H105ZM108 242H110V241H108ZM108 242H107V244H108ZM149 242V243H150ZM156 242H155V244H156ZM85 243V242H84ZM146 243H147V241H146ZM107 244H105L106 246H107ZM124 244V243H123ZM126 244H128V242H125V245ZM130 244H128V245H130ZM163 244V245H162ZM221 245H224L223 243L221 244ZM101 246V245H100ZM102 246H101V248H102ZM137 246H138V248H137ZM140 246V247H139ZM161 246V247H160ZM56 247L57 246H55V247H53L54 248V250H51V251H49V252H51L50 254H52V257L54 258V257H56ZM69 248H71L70 246H68ZM77 247V246H76ZM75 247V248H76ZM122 248H123V245L121 246ZM52 248V247H51ZM51 248H49V249H51ZM52 248V249H53ZM58 248V247H57ZM78 248V247H77ZM106 249H108L109 248V245H108V248L107 247H105ZM134 248V249H133ZM146 248H149V247H146ZM145 248V249H146ZM210 248V249H209ZM67 252H68V254H69V256L72 254V255H74L73 256V260L75 259V254H78V253H75V252H70V250L71 249H68V248H64ZM126 249H128V247L126 246ZM65 250H63V251H65ZM124 250V252L125 253H127L126 252V250H125V248L124 249H122V251ZM129 250H130V248L128 249V252H129ZM135 250H136V252H135ZM207 250V251H206ZM52 251H56L55 252V255H54V253L52 252ZM148 251L150 252V253H148ZM70 252V253H69ZM251 252H252V254H251ZM75 253V254H74ZM118 252H116V254H117ZM123 253V252H122ZM121 253V254H122ZM201 253V254H200ZM254 253V254H253ZM58 254V253H57ZM110 254V255H109ZM108 254V258L109 257H112L111 255V253H109ZM115 254V253H114ZM115 254V256H116V258L118 259V257L117 256H119L120 254L118 253V255H116ZM246 255V259H245V256L244 255ZM54 255V256H53ZM149 255V256H148ZM122 255H120L119 257H121ZM132 256V257H131ZM146 256H148L149 258L146 260L145 258H147ZM203 256V257H202ZM238 256L240 257V259L238 258ZM244 256V257H243ZM66 257H67V255H66ZM71 258H72V256H70ZM70 257H68L69 258V260H70ZM114 257V256H113ZM112 257V258H113ZM127 257V258H126ZM107 258V259H108ZM112 258H109V259H111L113 262H114V258L112 259ZM116 258H115V260H116ZM129 258V259H128ZM55 259L56 258H54L53 259V261H55ZM126 259H128V260H126ZM142 259V260H141ZM239 259V260H238ZM119 260V259H118ZM126 260V261H125ZM70 261H72V260H70ZM110 261V260H109ZM111 261V262H112ZM117 261V260H116ZM115 261V262H116ZM119 261H117L116 262V264L118 263ZM120 262H119V264H120ZM126 262V263H125ZM132 262V263H131ZM138 262V263H139ZM147 262V263H146ZM237 262V263H236ZM91 263H93V262H90V264ZM141 263H139V264H141ZM135 264V263H134Z\"/></svg>",
	"mask_w": 264,
	"mask_h": 264
}]
</instances>
